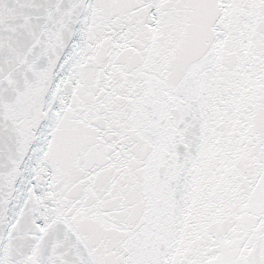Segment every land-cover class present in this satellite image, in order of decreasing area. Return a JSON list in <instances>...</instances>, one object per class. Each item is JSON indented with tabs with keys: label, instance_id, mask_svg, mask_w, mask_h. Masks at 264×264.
<instances>
[{
	"label": "snow or ice",
	"instance_id": "obj_1",
	"mask_svg": "<svg viewBox=\"0 0 264 264\" xmlns=\"http://www.w3.org/2000/svg\"><path fill=\"white\" fill-rule=\"evenodd\" d=\"M0 264H264V0H0Z\"/></svg>",
	"mask_w": 264,
	"mask_h": 264
}]
</instances>
